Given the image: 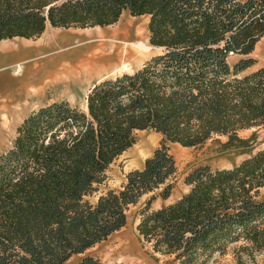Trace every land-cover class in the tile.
I'll return each instance as SVG.
<instances>
[{"label":"trees","instance_id":"16d2710c","mask_svg":"<svg viewBox=\"0 0 264 264\" xmlns=\"http://www.w3.org/2000/svg\"><path fill=\"white\" fill-rule=\"evenodd\" d=\"M148 15L162 51L133 72L94 83L85 108L46 101L20 123L0 154V264L105 263L88 250L139 210L140 236L164 264H211L234 250L236 264L264 255V67L252 56L264 36V0H0V40L38 38L54 27H104ZM257 128L251 136L240 132ZM161 135L141 168L101 190L109 167L139 131ZM225 138L247 155L232 167L202 165L168 199L178 173L170 144ZM221 142V141H220ZM259 148V149H258Z\"/></svg>","mask_w":264,"mask_h":264},{"label":"rangeland","instance_id":"374dc122","mask_svg":"<svg viewBox=\"0 0 264 264\" xmlns=\"http://www.w3.org/2000/svg\"><path fill=\"white\" fill-rule=\"evenodd\" d=\"M122 17L126 18V22L134 23L135 26H143V42L146 45L145 51L147 53L144 58L136 60L135 62L133 60L128 61V65L125 68L122 66H114L113 68L107 70L106 66H103L102 63H95L93 66L85 67L83 65V59L86 58L93 49L87 47L100 44L103 40H113V38L96 34L95 30H97L98 26L87 28L60 27L62 31L65 32L64 36H69L67 37L69 43L62 47L61 52L67 57V60L79 66L77 69L80 71H76L83 73L84 77L80 78L76 82L70 83L68 86L61 85L53 87L51 91L47 93L48 95L44 102L67 99L73 105L85 108L86 95L94 83H96L99 76L115 77L124 72H133L135 69L141 67L147 60L162 51L161 48H157L150 43V34L148 30L150 17L148 15L132 16L129 12H126ZM118 22L112 25L104 26L103 28H114ZM74 31L77 33H88H86L85 36H78L77 39L73 41L72 39H74V37L71 38L72 35L66 33ZM47 37L48 36H46V38ZM133 40L138 41L136 38H133ZM261 41V51L258 50L254 54V56L258 59V63L254 68L264 67V37ZM13 118L15 119V117ZM13 118L10 117V119ZM20 123H0V154L4 153L12 146ZM253 132L254 129H246L241 132V135L249 137ZM160 141L161 135L155 131L149 130L137 132L136 143L109 167L107 171V179L104 184L101 185V190L119 188L126 180V174L132 169L142 167L145 159L151 156L154 150L160 145ZM223 141H225L224 137H221L220 140L215 138L209 140L205 145L198 147H184L178 143L170 144L171 152L175 155L178 165V173L173 181V195L166 200H156L153 203V206L159 207L163 203L172 201L185 192L189 187L185 183L184 179L192 169L202 165H210L213 168L232 167L234 164L240 163L247 157V155L241 154V150H223ZM256 141L262 142L259 148L264 147V127L258 129ZM147 198L148 196L144 197L138 205L131 206L129 210L128 223L124 228L113 233L109 238L101 241L96 246L88 250L87 254H92L100 258L105 263L164 264L163 259L157 260L152 255L151 245L145 242V240L140 236L138 230V224L140 221L138 215L139 210L144 206ZM240 244L242 243L230 246L227 254L224 256H218L216 261L211 264H236L234 250ZM82 256L83 255L74 256L67 264H72ZM244 259L247 261V264H264V255L261 253L255 254L254 260H251L248 256H244Z\"/></svg>","mask_w":264,"mask_h":264},{"label":"crops","instance_id":"0c3cea01","mask_svg":"<svg viewBox=\"0 0 264 264\" xmlns=\"http://www.w3.org/2000/svg\"><path fill=\"white\" fill-rule=\"evenodd\" d=\"M126 12L129 11L125 10L121 17ZM64 33L60 27H54L48 22L45 31L38 38L17 36L0 40V123L22 122L33 109L45 103L47 93L53 87L68 86L84 77L83 73L76 71L77 68L66 69L67 65L75 64L67 60L61 52L62 47L69 43L67 40L69 36H64ZM66 34H71L74 37L73 41L78 37L75 31ZM261 40L252 53L253 57L258 50L261 51ZM255 66L256 64L245 73L260 68H254ZM105 77L107 76H99L96 82ZM251 129L257 130V128Z\"/></svg>","mask_w":264,"mask_h":264},{"label":"bare ground","instance_id":"6f19581e","mask_svg":"<svg viewBox=\"0 0 264 264\" xmlns=\"http://www.w3.org/2000/svg\"><path fill=\"white\" fill-rule=\"evenodd\" d=\"M125 19V17H121L114 28L97 27V30H95L96 34L112 37L113 40H103L100 44L87 47L93 49L83 59V65L85 67L93 66L95 63H102L103 66H106L107 70L114 66H122L125 68L128 65V61L133 60L135 62L136 60L144 58L147 53L145 51L146 45L143 42V26H135L134 23L126 22ZM86 33L88 32H76L78 36H85ZM133 38H136L138 41H134ZM78 67L77 65L71 64L67 65L66 69H76Z\"/></svg>","mask_w":264,"mask_h":264},{"label":"water","instance_id":"95a60500","mask_svg":"<svg viewBox=\"0 0 264 264\" xmlns=\"http://www.w3.org/2000/svg\"><path fill=\"white\" fill-rule=\"evenodd\" d=\"M87 107V106H86Z\"/></svg>","mask_w":264,"mask_h":264}]
</instances>
